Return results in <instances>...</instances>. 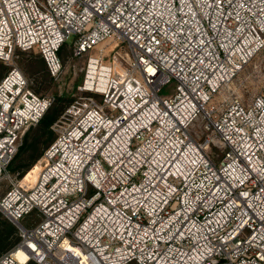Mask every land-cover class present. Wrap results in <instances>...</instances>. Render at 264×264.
<instances>
[{
  "label": "built area",
  "instance_id": "2783aa9c",
  "mask_svg": "<svg viewBox=\"0 0 264 264\" xmlns=\"http://www.w3.org/2000/svg\"><path fill=\"white\" fill-rule=\"evenodd\" d=\"M71 36L94 50L88 94L51 124L33 179L0 188L17 228L0 264H264V92L206 107L264 50V0H0L1 60L34 50L56 75ZM52 104L17 67L1 78L0 184Z\"/></svg>",
  "mask_w": 264,
  "mask_h": 264
},
{
  "label": "rangeland",
  "instance_id": "374dc122",
  "mask_svg": "<svg viewBox=\"0 0 264 264\" xmlns=\"http://www.w3.org/2000/svg\"><path fill=\"white\" fill-rule=\"evenodd\" d=\"M71 41L72 36L69 37L60 47L58 55L62 66L56 75H52L47 68L45 69V67L40 65L39 60L42 59V57L38 52L34 50L22 51L18 49L14 50L10 60L4 61L0 59V63L5 68V70H3L0 67V73L5 75L12 67H17L26 77L28 87L31 90L37 94L53 98V104L50 108H62V106L69 102L68 100H73L78 96L88 94L80 91L79 86L84 80L87 57L88 55L94 53L93 50L92 52L75 55L71 46ZM112 43V41L107 40L104 43V47L106 46V49H109ZM118 49L122 52L129 51L127 44L124 42L118 44ZM174 86V81L170 80L161 86L158 90V94L160 96H168L173 92ZM260 92H264V50L256 53L232 79L229 87L221 88L219 92L216 93L212 102L206 107H209L212 104L214 106H220L225 98L233 95L239 96L244 102H249L254 95ZM201 125L202 120L199 115L189 128L190 133H192L199 140H202L204 134ZM26 130H28V128H26L24 132ZM52 132L55 137V132ZM49 136L50 133L43 132L37 124L30 127L27 145L20 151L18 150L16 152L7 167L6 172L11 176L1 182L0 188L2 192L5 191L15 179H20V177L25 173L22 172L23 166L31 161L32 155H34L36 151L41 153L44 152V150L48 147L47 143ZM20 144L21 140L19 146ZM31 144H34V146L30 147ZM219 153L222 154V151H219ZM36 162L37 161L29 167V169L31 168L32 170H27L28 173L26 176H31V179H33L38 168V164L33 166ZM7 221L8 220L5 217L0 215L1 225L3 222ZM16 234L17 228L15 227V232L5 240L6 243L3 248L0 249V253L12 246V243H14L17 239Z\"/></svg>",
  "mask_w": 264,
  "mask_h": 264
},
{
  "label": "trees",
  "instance_id": "16d2710c",
  "mask_svg": "<svg viewBox=\"0 0 264 264\" xmlns=\"http://www.w3.org/2000/svg\"><path fill=\"white\" fill-rule=\"evenodd\" d=\"M60 50V49H59ZM59 53V51H58ZM41 56V55H40ZM42 57V56H41ZM39 63L40 65H42L43 67H45V69L47 68L46 67V64H45V61L44 59H40L39 60ZM0 67L5 70L4 66L0 63ZM4 75H2L0 73V80L1 78L3 77ZM69 102L66 103L64 106H62V108H59V107H53V108H49L46 113L42 116V118L39 120V122L37 123V125L40 127V129H42L43 132H48L50 133V136H49V140H48V143H47V146L54 140V135H53V132L51 131L50 129V126L51 124L57 119V117L61 114V112L64 110V108L72 101V99L68 100ZM33 126V125H30L28 127V130H26L21 138V144L20 146L18 147V150L20 151L21 149H23L26 145H27V138L29 136V129L30 127ZM34 144L30 147H33ZM17 150V151H18ZM41 152L39 151H36V153L34 155H32V158H31V161L28 162L26 165L23 166V171L22 172H26L29 167L35 162L38 160V158L41 156ZM1 229H0V249L3 248V246L5 245V240L15 232V227H14V224H11L9 221L7 222H3V224L1 225ZM15 243V242H14ZM12 243V245L14 244Z\"/></svg>",
  "mask_w": 264,
  "mask_h": 264
},
{
  "label": "bare ground",
  "instance_id": "6f19581e",
  "mask_svg": "<svg viewBox=\"0 0 264 264\" xmlns=\"http://www.w3.org/2000/svg\"><path fill=\"white\" fill-rule=\"evenodd\" d=\"M38 169V168H37Z\"/></svg>",
  "mask_w": 264,
  "mask_h": 264
}]
</instances>
